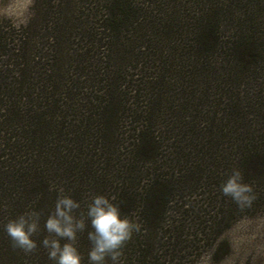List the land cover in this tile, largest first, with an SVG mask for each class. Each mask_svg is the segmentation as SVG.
<instances>
[{
	"label": "trees",
	"instance_id": "1",
	"mask_svg": "<svg viewBox=\"0 0 264 264\" xmlns=\"http://www.w3.org/2000/svg\"><path fill=\"white\" fill-rule=\"evenodd\" d=\"M32 10L28 27L0 28V264H51L39 240L52 184L82 207L119 194L140 225L121 264H152L239 216L219 191L224 172L264 188V0H35ZM29 206L43 215L25 255L3 224ZM78 246L87 264L83 235Z\"/></svg>",
	"mask_w": 264,
	"mask_h": 264
},
{
	"label": "clouds",
	"instance_id": "2",
	"mask_svg": "<svg viewBox=\"0 0 264 264\" xmlns=\"http://www.w3.org/2000/svg\"><path fill=\"white\" fill-rule=\"evenodd\" d=\"M218 187L221 195L241 210L251 207L257 199L253 186L244 181L238 167L224 172ZM48 191L55 192L56 198L46 215L29 206L3 224L11 247L25 255L34 253L38 247L34 237L40 233L43 215L45 235L40 238L39 247L45 250L51 264H83L78 246L81 235L89 244L87 264H121L122 249L140 225L121 212L119 194L90 195L82 207L81 201L55 184L49 185Z\"/></svg>",
	"mask_w": 264,
	"mask_h": 264
},
{
	"label": "rangeland",
	"instance_id": "3",
	"mask_svg": "<svg viewBox=\"0 0 264 264\" xmlns=\"http://www.w3.org/2000/svg\"><path fill=\"white\" fill-rule=\"evenodd\" d=\"M58 1L63 0H55V3ZM34 2L0 0V28L10 31L28 27L34 17ZM257 191L260 199L256 206L253 202L251 207L243 209L239 216L232 219L225 216L221 227L204 230L203 234L189 238L190 241L186 240L175 247L169 245L151 263L264 264V188Z\"/></svg>",
	"mask_w": 264,
	"mask_h": 264
}]
</instances>
